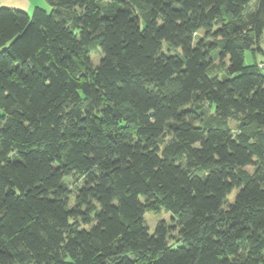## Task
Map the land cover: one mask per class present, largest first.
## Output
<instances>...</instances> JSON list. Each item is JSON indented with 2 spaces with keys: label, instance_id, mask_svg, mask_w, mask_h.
Returning <instances> with one entry per match:
<instances>
[{
  "label": "trees",
  "instance_id": "obj_1",
  "mask_svg": "<svg viewBox=\"0 0 264 264\" xmlns=\"http://www.w3.org/2000/svg\"><path fill=\"white\" fill-rule=\"evenodd\" d=\"M46 1L0 7V264H264V0Z\"/></svg>",
  "mask_w": 264,
  "mask_h": 264
},
{
  "label": "rangeland",
  "instance_id": "obj_2",
  "mask_svg": "<svg viewBox=\"0 0 264 264\" xmlns=\"http://www.w3.org/2000/svg\"><path fill=\"white\" fill-rule=\"evenodd\" d=\"M255 3V1H252L250 3V8L253 7V4ZM50 6L48 5V11L50 10ZM259 48L255 49H247L244 51L243 54V60L245 64H252V63H264V42H260L259 44ZM92 62L93 63H97L98 59H99V53L98 51H94L90 54ZM262 71H264V68H262ZM2 113L1 109H0V114ZM230 124L234 125V121L230 120ZM236 189H233L232 192L228 195V200L231 201L233 200V197L236 193ZM144 219H145V223L148 226V230L150 233L153 232L155 224L158 220L163 219L165 221H167L168 223L171 222L170 219V213L165 211L164 209H161L159 211H146L144 213Z\"/></svg>",
  "mask_w": 264,
  "mask_h": 264
},
{
  "label": "crops",
  "instance_id": "obj_3",
  "mask_svg": "<svg viewBox=\"0 0 264 264\" xmlns=\"http://www.w3.org/2000/svg\"><path fill=\"white\" fill-rule=\"evenodd\" d=\"M46 0H0V7L16 8L31 14L36 6L48 9Z\"/></svg>",
  "mask_w": 264,
  "mask_h": 264
},
{
  "label": "built area",
  "instance_id": "obj_4",
  "mask_svg": "<svg viewBox=\"0 0 264 264\" xmlns=\"http://www.w3.org/2000/svg\"><path fill=\"white\" fill-rule=\"evenodd\" d=\"M259 66L260 67H264V63H259Z\"/></svg>",
  "mask_w": 264,
  "mask_h": 264
},
{
  "label": "water",
  "instance_id": "obj_5",
  "mask_svg": "<svg viewBox=\"0 0 264 264\" xmlns=\"http://www.w3.org/2000/svg\"><path fill=\"white\" fill-rule=\"evenodd\" d=\"M262 40L264 41V29H263V36H262Z\"/></svg>",
  "mask_w": 264,
  "mask_h": 264
}]
</instances>
